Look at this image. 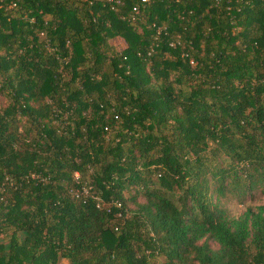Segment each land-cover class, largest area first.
<instances>
[{
	"label": "trees",
	"instance_id": "1",
	"mask_svg": "<svg viewBox=\"0 0 264 264\" xmlns=\"http://www.w3.org/2000/svg\"><path fill=\"white\" fill-rule=\"evenodd\" d=\"M254 189L264 0L0 9V264H264Z\"/></svg>",
	"mask_w": 264,
	"mask_h": 264
},
{
	"label": "rangeland",
	"instance_id": "2",
	"mask_svg": "<svg viewBox=\"0 0 264 264\" xmlns=\"http://www.w3.org/2000/svg\"><path fill=\"white\" fill-rule=\"evenodd\" d=\"M118 47L122 44L118 41H113ZM264 204V195L259 189H254L249 194L243 196L237 195L235 192L227 193L219 199V207L225 211L229 217L239 216L247 207L255 209L257 206ZM58 264H66L62 259Z\"/></svg>",
	"mask_w": 264,
	"mask_h": 264
},
{
	"label": "built area",
	"instance_id": "3",
	"mask_svg": "<svg viewBox=\"0 0 264 264\" xmlns=\"http://www.w3.org/2000/svg\"><path fill=\"white\" fill-rule=\"evenodd\" d=\"M106 2L119 3L120 0H104ZM140 2H148V0H140ZM16 6V0H0V9H8Z\"/></svg>",
	"mask_w": 264,
	"mask_h": 264
}]
</instances>
